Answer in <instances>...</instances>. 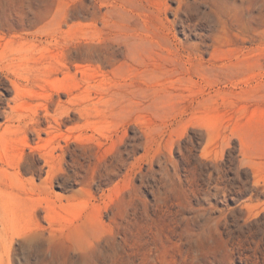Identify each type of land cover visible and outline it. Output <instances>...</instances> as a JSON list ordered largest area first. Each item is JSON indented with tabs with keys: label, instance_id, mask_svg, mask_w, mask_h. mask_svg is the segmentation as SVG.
I'll use <instances>...</instances> for the list:
<instances>
[{
	"label": "rangeland",
	"instance_id": "obj_1",
	"mask_svg": "<svg viewBox=\"0 0 264 264\" xmlns=\"http://www.w3.org/2000/svg\"><path fill=\"white\" fill-rule=\"evenodd\" d=\"M0 264H264V0H0Z\"/></svg>",
	"mask_w": 264,
	"mask_h": 264
}]
</instances>
